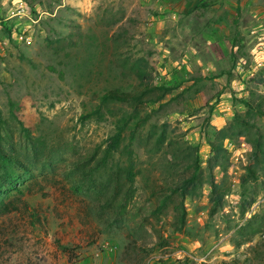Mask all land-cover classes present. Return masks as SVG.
I'll list each match as a JSON object with an SVG mask.
<instances>
[{
	"label": "rangeland",
	"instance_id": "rangeland-1",
	"mask_svg": "<svg viewBox=\"0 0 264 264\" xmlns=\"http://www.w3.org/2000/svg\"><path fill=\"white\" fill-rule=\"evenodd\" d=\"M257 96L264 0H0V148L13 157L0 264H250L236 231L264 216V116L243 103ZM128 149L120 214L100 188Z\"/></svg>",
	"mask_w": 264,
	"mask_h": 264
},
{
	"label": "trees",
	"instance_id": "trees-1",
	"mask_svg": "<svg viewBox=\"0 0 264 264\" xmlns=\"http://www.w3.org/2000/svg\"><path fill=\"white\" fill-rule=\"evenodd\" d=\"M130 96L128 93L120 91L118 89L108 90L104 97L111 98H127ZM244 105L256 112L259 116H264V98L263 96H257L256 98H249L243 100ZM1 120V114H0ZM127 121L125 119L116 122L115 131L109 135L106 139V145L102 150V154L98 159L99 166L104 165L108 158L115 153L122 140V133L126 126ZM1 139V136H0ZM211 151L214 153L215 158L225 151V148L220 141L210 142ZM261 153L264 157V149H261ZM12 155H3L0 148V167L6 166L7 161H13ZM16 162V161H15ZM137 174L135 170V159L132 149H128L126 152V161L124 165L116 166L114 170L109 173V176L104 183L103 187L100 188L104 194V202L106 206L111 207L116 212L123 214L126 212V208L133 197L134 189L132 187V182ZM191 178V177H190ZM192 179H186L184 185H190L193 182ZM212 190L214 192L215 202L220 201V197L223 193L218 192L217 185L211 183ZM264 228V216L253 215L245 220V222L237 228V234L239 236V244L249 242L247 246V252L250 254V264H261L264 259V240L257 243H251L252 238L263 231ZM222 264H243L239 259H233L232 261H223Z\"/></svg>",
	"mask_w": 264,
	"mask_h": 264
},
{
	"label": "crops",
	"instance_id": "crops-1",
	"mask_svg": "<svg viewBox=\"0 0 264 264\" xmlns=\"http://www.w3.org/2000/svg\"><path fill=\"white\" fill-rule=\"evenodd\" d=\"M162 5H163V4H162ZM171 5H173V4H167L166 7L169 8V6H171Z\"/></svg>",
	"mask_w": 264,
	"mask_h": 264
}]
</instances>
